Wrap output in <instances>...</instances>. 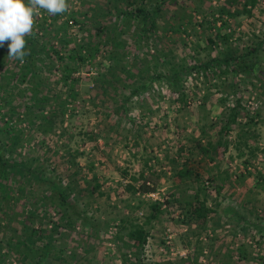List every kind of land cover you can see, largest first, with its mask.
Returning a JSON list of instances; mask_svg holds the SVG:
<instances>
[{"label":"rangeland","instance_id":"rangeland-1","mask_svg":"<svg viewBox=\"0 0 264 264\" xmlns=\"http://www.w3.org/2000/svg\"><path fill=\"white\" fill-rule=\"evenodd\" d=\"M200 2L69 0L0 45V264H264V0Z\"/></svg>","mask_w":264,"mask_h":264},{"label":"trees","instance_id":"trees-1","mask_svg":"<svg viewBox=\"0 0 264 264\" xmlns=\"http://www.w3.org/2000/svg\"><path fill=\"white\" fill-rule=\"evenodd\" d=\"M257 1L258 0H245V2L243 3V6L245 8L244 11L248 12V13L251 12V9H247V6L250 5L251 7H253V6L256 5ZM132 3H134V0H132ZM199 9L203 10L202 0L200 2ZM137 11H138V14H132V16H134V17L142 16L141 18L144 21L145 20H150V28H151L152 31L155 32L156 28H157V22H156L157 11L156 10L149 11V10H141V9H137ZM219 37L222 38L223 36L220 35ZM209 41L210 42H215V40L213 38H209ZM231 57H233V56H231ZM79 58L80 59H84L83 56H79ZM227 58H229V57H227ZM219 59L220 58L215 59L214 62L215 63H219ZM222 61L225 62L226 66H229L230 63L227 60H222ZM219 64H222V62L219 63ZM212 67H214V66H212ZM200 68L206 69V68H209V66L207 65V62L203 63V64L201 63ZM177 77H179V75ZM69 78H71V77H69ZM229 85L232 86L231 83ZM241 98L242 97H238L237 105L232 108L233 110L231 111V116L229 118V122H233V121L237 120L236 119L238 117L237 106H239L241 104V101H240ZM47 122H48L47 125L51 124V123H49V122H51V120L47 121ZM229 122H228V124H229ZM47 125H46V127H47ZM216 147H222V149H220L219 151L216 152L217 155H215L212 158L213 160H216V158H222L223 157V153L227 149V145H226L225 140L223 138L220 139L218 141L217 145L214 148H216ZM201 149L203 151H207V149L204 146H201ZM9 165H10V160L8 158H6L2 153H0V178L2 176H4V173L7 170ZM178 174H179V177L184 178V177H187V176H190V175H194L195 173H194L193 169H190V168H186L185 169V168H183V169H181L178 172ZM197 176H199V175H197ZM148 182H149L148 180H145L140 185L139 191H141L143 193H148V192H151V191L156 189V187L151 186L150 183L148 184ZM0 184H1V182H0ZM131 188H133V190L136 191L135 187H131ZM95 189H97V187H93V190H95ZM55 192H56L55 197L57 196L56 197L57 200H55V199L54 200L56 202L58 201L57 204H58V206L60 208L65 209V207L66 208L73 207L74 204L69 199L70 195L68 194V192H67L65 187H62V186L60 187L59 184H55ZM195 197H196V200L194 202H190L192 204V206H193V212L195 214V219H202V221L205 222L206 218L208 217L209 212H211V208L207 207L205 202L200 200L198 194L195 195ZM153 207L156 208L157 205H154ZM193 212H191V213H193ZM76 215H77L78 218L81 217V213L80 212H76ZM121 230H126L127 231L128 236L133 241L132 245L135 248H137L138 250H141L145 246L147 241H148L149 233H148V230L145 228V226L143 224H138V223L135 224L131 220H126V222H124L123 225H121L120 231ZM120 231H119V235H120ZM21 242L26 243V241H21Z\"/></svg>","mask_w":264,"mask_h":264},{"label":"clouds","instance_id":"clouds-1","mask_svg":"<svg viewBox=\"0 0 264 264\" xmlns=\"http://www.w3.org/2000/svg\"><path fill=\"white\" fill-rule=\"evenodd\" d=\"M69 9V0H0V45L9 42L8 59L23 63L30 54L26 37L33 33L41 10L62 15Z\"/></svg>","mask_w":264,"mask_h":264}]
</instances>
